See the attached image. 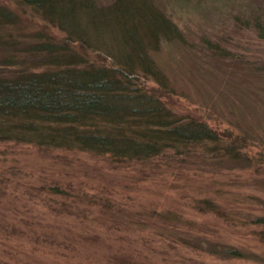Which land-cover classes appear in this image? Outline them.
Listing matches in <instances>:
<instances>
[{
  "label": "rangeland",
  "instance_id": "rangeland-1",
  "mask_svg": "<svg viewBox=\"0 0 264 264\" xmlns=\"http://www.w3.org/2000/svg\"><path fill=\"white\" fill-rule=\"evenodd\" d=\"M149 1L183 42L152 53L166 92L146 86L218 140L122 161L0 141V264H264V0ZM0 5L26 37L4 75L25 63L41 21L17 0Z\"/></svg>",
  "mask_w": 264,
  "mask_h": 264
},
{
  "label": "trees",
  "instance_id": "trees-1",
  "mask_svg": "<svg viewBox=\"0 0 264 264\" xmlns=\"http://www.w3.org/2000/svg\"><path fill=\"white\" fill-rule=\"evenodd\" d=\"M17 2L31 8L41 23L23 51L25 63L0 73V141L78 149L122 161L218 140L207 125L176 117L159 91L146 86L152 81L166 92V77L152 53L163 42H183L177 26L151 1L114 0L105 6L96 0ZM19 16L0 5V66L13 63L20 38H26L16 23ZM50 28L62 35L57 38ZM227 151L239 159L234 147ZM220 253L239 255L229 249Z\"/></svg>",
  "mask_w": 264,
  "mask_h": 264
}]
</instances>
